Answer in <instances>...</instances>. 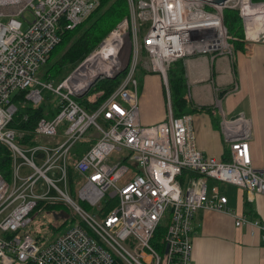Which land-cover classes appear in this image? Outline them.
<instances>
[{
    "label": "built area",
    "instance_id": "2783aa9c",
    "mask_svg": "<svg viewBox=\"0 0 264 264\" xmlns=\"http://www.w3.org/2000/svg\"><path fill=\"white\" fill-rule=\"evenodd\" d=\"M126 1L128 16L53 85L39 82L35 70L45 62L61 31L84 19L97 0H0V141L12 155L10 180L0 175V264L25 260L109 264L114 256L126 264H192L191 218L198 208L231 213L235 225L257 227L264 240V223L236 215L217 185L223 182L264 193V168H255L249 155V117L243 111L225 113L215 99L218 128L226 145L220 158L196 146L190 112L174 115L171 111L166 80L169 62L189 54L231 53L221 4L209 0ZM25 9L31 18L23 15ZM175 23L185 31L179 39H167L165 29ZM115 30L126 41L123 53L110 64L105 43ZM244 36L257 40L245 32ZM139 46L147 55L149 70L160 75L166 97L164 117L146 124L139 120L134 75ZM123 56L126 64L117 85L90 110L78 103L76 94L119 69ZM43 87L56 95L59 106L52 116H39L33 130L53 141L20 144L8 124L16 110L12 93L21 90L24 100L35 104ZM88 132L93 141L73 160L72 168L83 177L76 191L78 200L90 208L103 199L91 212L66 191L68 153ZM16 156L27 166L24 172ZM49 170L62 180L64 189L54 184ZM39 178L46 183L45 189ZM49 186L58 195L48 194ZM45 198L62 199L73 208L76 220L51 240L39 243L27 229L32 223L29 212L36 199ZM162 218H166L164 224ZM159 225L163 227L158 238L161 249L151 242Z\"/></svg>",
    "mask_w": 264,
    "mask_h": 264
},
{
    "label": "crops",
    "instance_id": "0c3cea01",
    "mask_svg": "<svg viewBox=\"0 0 264 264\" xmlns=\"http://www.w3.org/2000/svg\"><path fill=\"white\" fill-rule=\"evenodd\" d=\"M240 20V28H241ZM264 16L244 18L246 37H256ZM231 53H197L181 57L186 96L194 105L214 110L191 112L195 144L202 152L223 158L226 145L218 128L215 99L227 114L243 111L249 117L251 164L264 168V41L239 38ZM165 91L157 72H143L137 91L141 123H153L165 115ZM217 120V122H216ZM226 205L236 215L264 223V193L218 182ZM192 264H264V240L248 223L234 224L231 213L198 208L191 218Z\"/></svg>",
    "mask_w": 264,
    "mask_h": 264
},
{
    "label": "trees",
    "instance_id": "16d2710c",
    "mask_svg": "<svg viewBox=\"0 0 264 264\" xmlns=\"http://www.w3.org/2000/svg\"><path fill=\"white\" fill-rule=\"evenodd\" d=\"M260 1V0H251ZM129 13L128 4L126 0H97L95 7L82 19L78 24L70 29H63L60 33L59 41L52 47L48 57L43 64L46 65L43 77L44 78H58L56 82L61 80L70 69L80 61L90 50H92L97 43L120 21L123 17H127ZM222 20L226 31L230 34L229 43L232 45L238 43L237 37L240 34V15L237 9L225 7L222 10ZM109 26L104 32L103 28ZM62 45V50L59 55L51 59L56 52L57 44ZM143 49V48H142ZM144 53L145 51L142 50ZM54 53V54H53ZM51 59V60H50ZM180 58H177L168 63L166 67V80L170 97L171 111L174 115H180L184 112L194 111H212L213 105H194L186 96V82L183 72V66L179 63ZM123 75V71L116 76H103L97 78L85 91L75 99L83 107L90 110L98 104L119 82ZM23 91L18 90L13 92L11 100L14 102L16 110L14 111L11 120L8 124L14 128V139L20 144H33L38 141L40 137L34 130L33 125L39 116H44L43 105L41 99L39 102L33 104L24 100ZM54 94V93H53ZM55 95V94H54ZM48 113L52 116L58 109V102L55 99L48 104ZM218 120V118H217ZM216 120V122H217ZM94 137H90V132L86 138L82 137L77 140L68 153L67 162V178L69 180V188L71 186L72 162L76 159L85 148H87ZM12 169V155L11 150L6 143L0 141V175L7 181L11 178ZM78 202V198L75 196ZM66 203L61 199H36L33 208L29 215L34 221L28 226V231L32 237L39 243H45L51 240L57 233H51L58 226L67 220V215L59 218L57 223L48 221L44 223L40 217L46 214L63 213ZM64 214V213H63ZM71 220H76L75 215L71 216ZM163 227L159 225L153 233L151 242L158 243L161 249V242L158 241ZM6 235H10L7 233ZM158 247V245L156 244ZM13 264H35L31 260L16 261ZM109 264H126L117 256L112 258Z\"/></svg>",
    "mask_w": 264,
    "mask_h": 264
},
{
    "label": "rangeland",
    "instance_id": "374dc122",
    "mask_svg": "<svg viewBox=\"0 0 264 264\" xmlns=\"http://www.w3.org/2000/svg\"><path fill=\"white\" fill-rule=\"evenodd\" d=\"M264 2V0H261V1H258V2H255V4H258V3H263ZM224 4L225 5H222L221 4V10H223V8H225V7H231V8H234V9H237L238 10V12H239V15H240V20H241V10H240V8L239 7H241L240 6V2H239V0H236L235 2H233V3H231V2H224ZM23 15L26 17V18H31V13H30V11L28 10V9H25L24 10V12H23ZM258 16H264V13L263 14H260V15H258ZM124 18V17H123ZM122 18V19H123ZM1 19H4L3 17L1 18ZM119 22V21H118ZM118 22L115 24V26L114 27H112V29L114 28L115 29V27H116V25L118 24ZM145 23L147 24V21H145ZM143 24L144 23H142L141 24V26H140V29H139V32H138V35H139V37L141 36V33H142V31H143V28H144V26H143ZM241 25H242V23H241ZM109 26H107V27H105V28H103L102 29V31L104 32V30H106L107 28H108ZM227 38L230 36V34H228L227 33ZM242 37H245L244 36V31H243V27L241 26V28H240V34H239V36L237 37V39H239V38H242ZM230 38V37H229ZM102 40V39H101ZM100 40V41H101ZM99 41V42H100ZM99 42L97 43V45L99 44ZM55 54L54 55H52V57H51V59H53L56 55H59V53L61 52V50H62V45H60V43L59 44H57V46H56V48H55ZM143 49H142V47L141 46H139L138 47V62H137V66H136V68H135V78L137 79V83L139 84L140 83V80H141V77H142V74H143V72H148V71H150L149 70V67H148V63H147V55H146V53H144L143 51H142ZM50 59V60H51ZM116 61V60H115ZM124 63V56H123V59H122V63L121 64H123ZM45 67H46V65L45 64H42L41 66H39L36 70H35V73H34V76H35V78L39 81V82H45V81H50L53 85L56 83V81L58 80V78L56 77V78H53V79H50V78H44L43 77V72H44V69H45ZM15 91V90H14ZM13 91V92H14ZM40 92H41V95H42V100H41V103H42V105H43V111H44V116L45 117H50V115H49V113H48V103L49 102H53L55 99L57 100V98H56V95H54L52 92H51V90H49V89H47V88H41L40 89ZM60 131H61V129L59 130V128H58V133H60ZM93 132V131H92ZM91 132V133H92ZM94 134H95V132H94ZM53 141V139L52 138H48V137H40L39 138V140H38V142H52ZM72 147V146H71ZM25 152V151H24ZM26 154H28L27 152H25ZM16 162L18 163H20V171L21 172H24L26 169H27V166L26 165H24L23 163H21V161L23 160L22 159V157H20V156H16ZM47 175L49 176V177H51L52 179H53V182H54V184L57 186V187H59L60 189H64L63 188V182H62V180L61 179H57V174H55V173H53L51 170H49V171H47ZM39 183L42 185V188L43 189H45L46 188V183L41 179V178H39ZM83 182V177H82V175H81V173H79V172H77V171H75L74 170V173L72 174V180H71V186H70V188L68 187V185L66 186V191H67V193H69V196H71L74 200H75V196L77 195L76 194V191H77V188L79 187V185L81 184ZM221 183H223V182H221ZM47 193L48 194H50V195H58V192L52 187V186H49L48 187V190H47ZM62 200V199H61ZM101 201H103V199H101L99 202H98V204H94L93 206H91L90 208H88V206L86 205V204H84L83 202H81V201H78L80 204H82L85 208H87V211H89V212H91V211H93V210H97L98 209V207H99V203L101 202ZM64 213V214H63ZM63 213L61 212V213H57V214H44L43 215V217H40L41 218V220L44 222V223H47L48 221H52V222H54V223H57V221L59 220V218H62V217H64L65 215H67V220L63 223V224H61V225H58L54 230H53V232H51V233H59V232H61V231H63L65 228H67L69 225H71L72 223H73V221L71 220V216L72 215H75V212H74V210H73V208L71 207V206H66L65 207V209H64V211H63ZM166 222V218H162L161 220H160V223L161 224H164ZM34 223V221H32V223L31 224H33ZM30 224V225H31ZM29 225V226H30Z\"/></svg>",
    "mask_w": 264,
    "mask_h": 264
},
{
    "label": "bare ground",
    "instance_id": "6f19581e",
    "mask_svg": "<svg viewBox=\"0 0 264 264\" xmlns=\"http://www.w3.org/2000/svg\"><path fill=\"white\" fill-rule=\"evenodd\" d=\"M235 1L236 0H225V2L231 3ZM239 2L244 18L257 16L264 13V2L258 4H250L248 0H239ZM165 30L167 39H171L172 37H177V39H179V36L185 31V28L182 24L175 23L172 26L167 27ZM125 41L124 34L121 31L117 32V30L110 33L106 38L105 48L108 49L107 54L110 64H112L114 60L118 59L123 53V45Z\"/></svg>",
    "mask_w": 264,
    "mask_h": 264
},
{
    "label": "water",
    "instance_id": "95a60500",
    "mask_svg": "<svg viewBox=\"0 0 264 264\" xmlns=\"http://www.w3.org/2000/svg\"><path fill=\"white\" fill-rule=\"evenodd\" d=\"M209 1L212 3H216V4H222L225 0H209ZM257 40L258 41H264V26H263L262 30L257 34ZM125 64H126V61H124V63L119 67V69L114 70L110 76H112V77L116 76L121 70L124 69ZM89 86H90V83L86 88H88ZM81 93L82 92L77 93L76 96H79Z\"/></svg>",
    "mask_w": 264,
    "mask_h": 264
}]
</instances>
